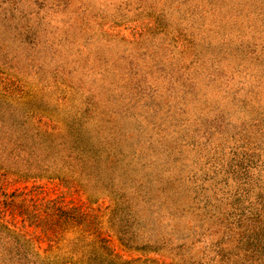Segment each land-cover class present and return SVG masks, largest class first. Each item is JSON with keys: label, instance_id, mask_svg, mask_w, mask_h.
Wrapping results in <instances>:
<instances>
[{"label": "rangeland", "instance_id": "obj_1", "mask_svg": "<svg viewBox=\"0 0 264 264\" xmlns=\"http://www.w3.org/2000/svg\"><path fill=\"white\" fill-rule=\"evenodd\" d=\"M0 264H264V0H0Z\"/></svg>", "mask_w": 264, "mask_h": 264}, {"label": "trees", "instance_id": "obj_2", "mask_svg": "<svg viewBox=\"0 0 264 264\" xmlns=\"http://www.w3.org/2000/svg\"><path fill=\"white\" fill-rule=\"evenodd\" d=\"M17 194L19 193L17 192ZM12 202L16 204L15 206L18 208L20 213H22L23 215L26 214L29 215L28 214L29 208L26 202H24V200L17 203V201H15L14 199L11 201V203ZM63 206L64 205L59 201H57L56 198L53 200L48 199L46 202V208H48L47 214L53 216L56 214L65 215L66 217L69 218L67 222L70 224L75 223L76 226L79 224L85 225V223L90 220L89 218L91 216V213L85 210V208H83L81 205L73 204L67 207L66 206L63 207ZM51 221L52 219H48L47 221L44 219H38V220L35 219L32 223L27 224L24 218V222L21 224H16V227L18 228L20 233L24 236V238H26V236L31 237L32 230H30L29 228L33 226L34 230H39V232L36 233L37 235H34L33 238L39 239L40 241L41 240L44 241V240H49L52 237L53 232L56 231V227L58 223ZM81 231H83V228Z\"/></svg>", "mask_w": 264, "mask_h": 264}]
</instances>
